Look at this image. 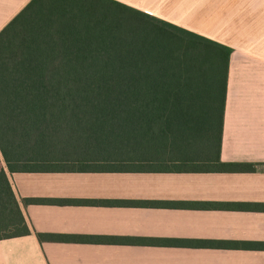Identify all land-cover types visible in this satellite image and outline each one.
<instances>
[{
  "label": "trees",
  "instance_id": "obj_1",
  "mask_svg": "<svg viewBox=\"0 0 264 264\" xmlns=\"http://www.w3.org/2000/svg\"><path fill=\"white\" fill-rule=\"evenodd\" d=\"M231 52L117 0H29L0 29V239L30 233L11 172L253 169L220 159Z\"/></svg>",
  "mask_w": 264,
  "mask_h": 264
},
{
  "label": "crops",
  "instance_id": "obj_2",
  "mask_svg": "<svg viewBox=\"0 0 264 264\" xmlns=\"http://www.w3.org/2000/svg\"><path fill=\"white\" fill-rule=\"evenodd\" d=\"M117 1L232 47L220 159L253 169L8 173L30 233L0 264H264V0Z\"/></svg>",
  "mask_w": 264,
  "mask_h": 264
}]
</instances>
